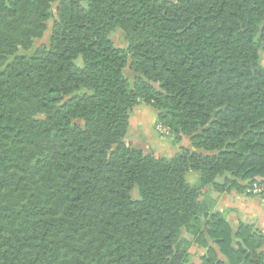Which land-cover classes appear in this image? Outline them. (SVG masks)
Masks as SVG:
<instances>
[{"label": "trees", "instance_id": "trees-1", "mask_svg": "<svg viewBox=\"0 0 264 264\" xmlns=\"http://www.w3.org/2000/svg\"><path fill=\"white\" fill-rule=\"evenodd\" d=\"M263 54L264 0H0V264H264L215 210L264 182ZM141 106L190 148L127 142Z\"/></svg>", "mask_w": 264, "mask_h": 264}, {"label": "crops", "instance_id": "crops-1", "mask_svg": "<svg viewBox=\"0 0 264 264\" xmlns=\"http://www.w3.org/2000/svg\"><path fill=\"white\" fill-rule=\"evenodd\" d=\"M262 63L264 64V57L262 58ZM140 109H142L143 114L145 112L150 114L147 121L144 119L143 115L142 116L137 115ZM140 109L134 115L132 120L134 119V122H136L139 125L142 122L144 124L147 122L149 127L148 133H151L155 127L157 112L153 109H150L147 106H141ZM132 120H130L129 122V129L133 125ZM159 141H161L162 144L167 146L168 156L176 154L183 148L186 149L190 148L187 146V144L186 146H182V147L180 145H173L171 140L169 139L167 140V138L163 136H159ZM184 141L185 139L182 142ZM136 144L139 145V147L144 145L143 141L140 140H138ZM132 145H135V143L134 144L132 143ZM145 153H151V152L146 151ZM215 210L225 212L226 222L232 229H234V231L237 230L239 224H243L247 227H251L255 231L264 234V200H262L259 197H255L247 194L246 189L243 191H238L237 189L234 188L229 190L228 192L220 194L217 199ZM236 242L242 243L241 240L239 239H236ZM260 252L264 254V240L260 247ZM189 254H190L189 264H202V256L204 255V249L192 245L189 249ZM220 261L225 264H228V261L222 256H220Z\"/></svg>", "mask_w": 264, "mask_h": 264}, {"label": "rangeland", "instance_id": "rangeland-1", "mask_svg": "<svg viewBox=\"0 0 264 264\" xmlns=\"http://www.w3.org/2000/svg\"><path fill=\"white\" fill-rule=\"evenodd\" d=\"M55 6H53V11H55ZM47 30L46 32L44 33L43 37L39 40H36L33 42V45L32 47L30 48V50L28 51H22V50H19V52L17 53L16 56H24V57H27V58H30L37 49H39L40 47L42 46H47L48 45V41H49V36H50V32H51V28H52V20H49L47 22ZM112 41L113 43L115 44V46L117 47H124L125 46V39L123 37V33L121 31H118L116 33H114L112 35ZM263 57H264V54H263ZM14 57H9L7 58V62H6V65L7 64H10L12 61H13ZM124 75L125 77L130 81L132 82L133 81V78H134V74L132 72H130L128 69H125L124 70ZM159 113V112H158ZM138 116H142L144 117V119L147 121V119L149 118L150 114L145 112L143 114V111L142 109L139 110V112L137 113ZM152 115V114H151ZM132 116H131V119L132 120ZM132 126L130 127V129L128 130V134L126 136V141L127 142H130L131 144L135 143V147L137 148H141L142 150H145L144 152L146 151H150L152 154H154L155 156H158L159 154L160 155H168L167 153V146L162 144L161 141H159V136H163L165 138H167V140L169 139L170 140V136L169 134H162L161 132H159L157 130V126L159 124H156L155 123V127L154 129L152 130L151 133H148V124L147 122L144 124L143 122L139 125L137 124L136 122H134V119L132 120ZM185 141L184 142H180L179 144H173V145H180L181 147L182 146H187L189 147V139L188 138H184ZM140 140V141H143L144 145L139 147V145L136 144V142ZM188 140V141H187ZM187 141V142H186ZM172 142V141H171ZM164 151V152H162ZM189 182H192L190 179H188ZM242 185H246L245 183H241ZM132 197L137 199L138 198V193H137V189L134 188L133 191H132Z\"/></svg>", "mask_w": 264, "mask_h": 264}, {"label": "built area", "instance_id": "built-area-1", "mask_svg": "<svg viewBox=\"0 0 264 264\" xmlns=\"http://www.w3.org/2000/svg\"><path fill=\"white\" fill-rule=\"evenodd\" d=\"M157 130L162 134H168V130L160 124L157 126ZM246 193L264 200V182H254L250 184L246 187Z\"/></svg>", "mask_w": 264, "mask_h": 264}]
</instances>
